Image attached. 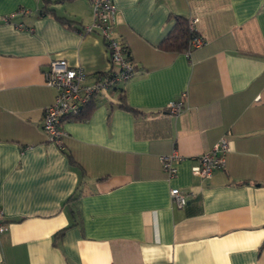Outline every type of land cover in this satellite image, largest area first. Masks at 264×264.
<instances>
[{
    "label": "crops",
    "instance_id": "0c3cea01",
    "mask_svg": "<svg viewBox=\"0 0 264 264\" xmlns=\"http://www.w3.org/2000/svg\"><path fill=\"white\" fill-rule=\"evenodd\" d=\"M112 2L134 74L63 122L61 147L41 126L55 96L43 72L59 58L88 82L110 68L85 31L91 1L0 0V264H264V0ZM175 14L204 43L163 48ZM178 98L181 112L164 109ZM222 137L224 165L195 175Z\"/></svg>",
    "mask_w": 264,
    "mask_h": 264
},
{
    "label": "built area",
    "instance_id": "2783aa9c",
    "mask_svg": "<svg viewBox=\"0 0 264 264\" xmlns=\"http://www.w3.org/2000/svg\"><path fill=\"white\" fill-rule=\"evenodd\" d=\"M92 4V20L85 26V31H98L109 51L110 68L99 74L92 82L87 81V74L79 66H71L65 59H52L44 70L45 83L55 89V96L51 103L43 109L42 129L50 141L62 147L63 137L67 134L63 128V122L76 115L83 104L92 97L100 95L105 90L111 89L119 82L127 80L134 74L135 67L127 56V47L115 31L116 7L112 0H90ZM28 9L20 7L13 14L28 12ZM195 20V19H194ZM193 20L190 27L193 28ZM21 26H23L21 24ZM204 43L200 35H194L190 41L191 47H197ZM185 95V92L182 94ZM186 107L183 98L169 101L164 109L177 114ZM228 149L226 138L219 139L209 151L198 156V161L192 166V172L207 178L216 168L225 163V153ZM180 156L175 153L161 154L160 160L168 177L176 174L175 163ZM172 202L178 207L187 203V194L178 187L170 189ZM8 223L0 206V237L7 230Z\"/></svg>",
    "mask_w": 264,
    "mask_h": 264
},
{
    "label": "trees",
    "instance_id": "16d2710c",
    "mask_svg": "<svg viewBox=\"0 0 264 264\" xmlns=\"http://www.w3.org/2000/svg\"><path fill=\"white\" fill-rule=\"evenodd\" d=\"M174 23L169 32L165 35L160 45L168 50H181L188 49L190 46V41L194 35H197V31L194 28H191L189 25L188 19L179 14H175ZM92 102L90 99L88 102L82 105L79 112L72 116L73 118H84L87 116L88 108ZM118 105L122 108L128 110H134L125 100L124 97H121ZM87 109H86V108ZM70 118V117H69Z\"/></svg>",
    "mask_w": 264,
    "mask_h": 264
}]
</instances>
